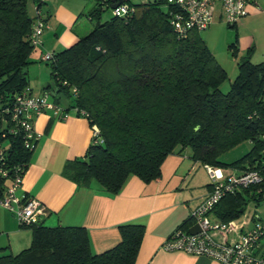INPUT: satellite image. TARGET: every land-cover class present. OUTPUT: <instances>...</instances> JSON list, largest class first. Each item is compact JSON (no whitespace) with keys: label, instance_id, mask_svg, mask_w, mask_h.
<instances>
[{"label":"trees","instance_id":"trees-1","mask_svg":"<svg viewBox=\"0 0 264 264\" xmlns=\"http://www.w3.org/2000/svg\"><path fill=\"white\" fill-rule=\"evenodd\" d=\"M28 1L0 0V166L8 173L0 175V197L14 172L26 170L34 150L25 146L21 125L11 121L16 98L30 94L25 71L30 55L42 46V39L36 46L31 43V32L36 11L44 21L43 0H30L34 15ZM115 3L95 0L82 13L92 27L45 62L53 88L69 99L65 112L72 109L97 128L84 155L64 164L63 176L79 187L93 184L114 195L130 176L157 179L165 158L188 148L203 165L237 173L255 170L264 177V62L240 57L237 76L225 93L226 72L199 30L185 36L174 32L170 20L177 6L167 0H121L127 11L116 15ZM106 9L111 15L103 19ZM244 140L253 143L250 152L231 164L219 160ZM30 141L36 145L38 140ZM262 199L264 181L227 194L214 209L227 222L243 213L247 201ZM20 226L31 230L29 246L15 254L0 247V264H135L144 234L143 224H121L119 242L94 253L83 226H48L43 220Z\"/></svg>","mask_w":264,"mask_h":264},{"label":"crops","instance_id":"crops-1","mask_svg":"<svg viewBox=\"0 0 264 264\" xmlns=\"http://www.w3.org/2000/svg\"><path fill=\"white\" fill-rule=\"evenodd\" d=\"M46 2L48 4L43 6ZM94 2L43 0L40 8L45 21L42 46L32 51L29 64L35 62L38 66L41 64L42 53H53L74 44L78 35L84 32L77 28L75 30V22ZM248 9L247 15L234 25L238 56H248L253 63L264 62V0L251 3ZM215 18L223 19L219 4L216 5L212 21ZM56 24L58 31L61 27L74 28L75 35L63 32L60 36L54 31L56 38L52 39ZM202 39L207 45L206 40ZM28 87L32 95L50 91L55 95L53 98L66 101L59 104L67 109L69 99L53 88L50 69L48 77L42 75ZM33 127L39 137L17 192L19 195L33 197L46 206L49 213L43 219L45 225L83 226L89 234L91 250L100 253L119 242V225L143 224L144 234L135 264H221L207 256L161 249L163 241L175 230L181 228L189 232L194 225L192 212L211 190L208 168L217 167L201 164L185 148L165 158L161 165V175L157 179L144 182L137 176H130L117 194H104L97 191L93 184L91 187H79L62 174L64 164L68 160L82 157L91 140L92 128L84 117L76 115L69 108L67 116L61 119L46 111L34 118ZM222 170L224 173L230 171L226 168ZM209 217L214 221L222 220L217 208ZM249 220L246 218L244 222L240 221L235 230L225 235H215V240H238L240 233L254 227ZM4 235L6 239L2 238ZM30 240L31 230L19 226L17 219L0 206V247L15 254L28 247Z\"/></svg>","mask_w":264,"mask_h":264},{"label":"built area","instance_id":"built-area-1","mask_svg":"<svg viewBox=\"0 0 264 264\" xmlns=\"http://www.w3.org/2000/svg\"><path fill=\"white\" fill-rule=\"evenodd\" d=\"M178 7L173 14L170 24L175 33L185 36L190 30H201L209 26L213 19L216 5L219 4L224 21L229 25H235L237 21L249 12V5L257 0H167ZM257 7L260 8L258 5ZM116 15L125 13L127 7L118 4L112 9ZM37 18L31 32V43L38 45L44 29V21ZM52 53L45 52L40 59L44 62L52 60ZM63 85H68L66 81ZM72 94L76 95L77 89L70 87ZM45 111H50L53 116L64 118L67 116L64 108L50 99L48 92L41 95L22 94L15 100L11 121L21 125L25 135V146L35 148L32 143L39 135L32 125L33 118ZM1 118V116H0ZM92 133L97 128L92 127ZM0 148V162L3 160ZM24 171L16 170L13 178L9 180L3 196L0 197V206L11 213L19 225H31L40 222L49 213L46 206L39 200L19 195L18 188L22 181ZM211 181V190L200 204L192 212V218L200 227V231L191 234L181 229L175 230L161 244V249L167 252L182 251L192 255H203L214 259L221 264H264V244L261 238L264 236V227L255 225L253 228L240 233L238 240L226 242L215 240V235H225L237 228L238 223L234 220L227 222L211 220L209 214L220 200L235 190L250 185H257L264 181V177L255 171L237 173L230 170L224 173L222 168H208ZM7 170L0 166V175L7 177Z\"/></svg>","mask_w":264,"mask_h":264},{"label":"rangeland","instance_id":"rangeland-1","mask_svg":"<svg viewBox=\"0 0 264 264\" xmlns=\"http://www.w3.org/2000/svg\"><path fill=\"white\" fill-rule=\"evenodd\" d=\"M52 1V0H51ZM133 3L141 2V0H131ZM48 4V2L44 3L43 6ZM27 8L29 13L32 15L35 13V5L32 1H28ZM111 15V10L106 9L103 14L102 18H108ZM76 27L78 31H85L92 27V23L86 20L84 15H81L76 20ZM55 28L52 31L51 38L55 39L54 31H57L58 35H62L63 32L67 34H74V28L68 27H61L59 31ZM201 36L206 40L207 45L214 55L215 60L217 63L223 67L226 72V79L221 85V90L223 92H227L230 88L231 82L237 76V63L240 59L237 52V45L233 46V42L235 43V27L230 26L227 24L224 19H217L215 18L208 27L205 29L200 30ZM39 49V46L35 48V50ZM33 64L32 68L30 67ZM28 64L29 66L26 67V80L27 84L34 83L36 78H40V76L45 75L48 77V69H50L48 64H45L44 61L41 60V64L38 66L35 62ZM234 70V71H233ZM233 71V72H232ZM61 103L66 102L65 100L61 99ZM253 148V143L250 140H244L233 146L232 148L228 149L227 151L223 152L219 156V160L225 164H231L237 161L238 159L242 158L245 154L250 152ZM246 218H249L252 224L260 225L264 227V199L260 200L259 202L256 201H249L247 207L243 213V215L238 218L234 219L235 222L238 224L244 222ZM20 226V225H19ZM2 238H7L6 235ZM261 243L264 244V236L261 238Z\"/></svg>","mask_w":264,"mask_h":264},{"label":"water","instance_id":"water-1","mask_svg":"<svg viewBox=\"0 0 264 264\" xmlns=\"http://www.w3.org/2000/svg\"><path fill=\"white\" fill-rule=\"evenodd\" d=\"M112 1H115V0H112ZM120 2H121V0H118V3L112 4L111 8L116 7ZM197 128L198 127L196 126L195 129H197ZM199 231H200V227H199V225L197 223H194V225L191 226V228L189 229V233H191V234H195V233H197Z\"/></svg>","mask_w":264,"mask_h":264}]
</instances>
